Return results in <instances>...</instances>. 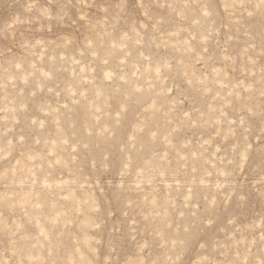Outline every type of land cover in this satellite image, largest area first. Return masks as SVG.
Returning <instances> with one entry per match:
<instances>
[{"label":"rangeland","instance_id":"1","mask_svg":"<svg viewBox=\"0 0 264 264\" xmlns=\"http://www.w3.org/2000/svg\"><path fill=\"white\" fill-rule=\"evenodd\" d=\"M0 264H264V0H0Z\"/></svg>","mask_w":264,"mask_h":264}]
</instances>
